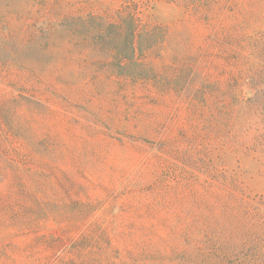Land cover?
Returning a JSON list of instances; mask_svg holds the SVG:
<instances>
[{
	"label": "rangeland",
	"instance_id": "rangeland-1",
	"mask_svg": "<svg viewBox=\"0 0 264 264\" xmlns=\"http://www.w3.org/2000/svg\"><path fill=\"white\" fill-rule=\"evenodd\" d=\"M0 264H264V0H0Z\"/></svg>",
	"mask_w": 264,
	"mask_h": 264
}]
</instances>
